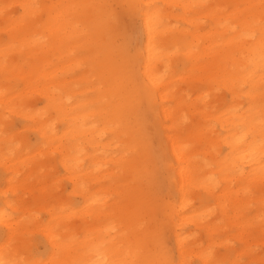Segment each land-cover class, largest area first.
<instances>
[{
  "label": "bare ground",
  "instance_id": "bare-ground-1",
  "mask_svg": "<svg viewBox=\"0 0 264 264\" xmlns=\"http://www.w3.org/2000/svg\"><path fill=\"white\" fill-rule=\"evenodd\" d=\"M259 2L213 0L216 6L211 3L212 7L205 8L204 0H0V171L11 193H30L37 205L43 194L34 197L27 180L13 185L14 153L32 149L37 157H44L42 162L61 169L69 190L59 193L58 185L49 194L59 208L46 211L47 221L61 225V235L80 250L76 258L103 264L104 259H111L114 247L142 230L158 231L160 242L163 235L170 237L178 264H205L212 258L206 255L209 249L216 259L235 258L227 241L247 240L251 225L260 222L259 216L249 217L248 207L254 201L262 214L264 179L258 161L248 160L253 140L241 130L248 127L242 117L250 103L259 100V92L253 89L250 96L226 85L242 81L244 69L251 60L258 62L259 56L250 51L251 30L240 19L242 10L226 13L223 6ZM51 3L163 7L154 10L160 16L153 24L151 44L147 17H135L134 59L120 72L118 83L111 73L100 70L95 52L70 39L85 26L94 31L114 30L115 20L108 15L85 19L68 12L69 19L53 20L43 27L34 18L45 9L26 12L21 7ZM4 5L9 6L7 17L2 14ZM213 8L214 14L208 11ZM203 11L213 17H203ZM118 15L126 16L122 11ZM202 19L212 25L201 34ZM53 31L68 37L62 46H51ZM6 43L16 61L34 65L35 75L10 70L5 81ZM256 80L258 88L259 77ZM53 96L55 104L50 101ZM21 101L23 112L11 110ZM6 105L10 110H5ZM141 109L150 118L148 132H144L147 122ZM183 111L188 114L181 115ZM258 113L257 106L253 115L258 117ZM130 122H138L142 129L141 151L150 158L147 174L134 176L114 166L130 143L123 136ZM254 128H259L258 119ZM31 135L33 145L28 140ZM152 138L156 139L154 149ZM6 154L11 155L7 165ZM158 169L166 172L171 200H159L157 215L149 206L138 205L132 194L139 185L147 188L151 182L153 187ZM112 179L125 181L119 186L126 196L123 210L109 203L118 187ZM13 202L1 198L0 214L14 211ZM24 217L37 222L28 209ZM0 229V259H5L12 235L2 224ZM164 251L161 242V256Z\"/></svg>",
  "mask_w": 264,
  "mask_h": 264
},
{
  "label": "snow or ice",
  "instance_id": "snow-or-ice-1",
  "mask_svg": "<svg viewBox=\"0 0 264 264\" xmlns=\"http://www.w3.org/2000/svg\"><path fill=\"white\" fill-rule=\"evenodd\" d=\"M3 15L7 17L8 5H4ZM27 12L28 9H45L40 15L34 18L35 23L43 27H48L53 20L69 19L66 13L71 12L85 19H91L98 16L108 15L113 20L117 19V12L122 11L127 18L134 19L137 15L147 17L149 28V42H152L153 24L158 20L160 13L154 10L162 9L161 5H142L134 3H123L114 5L110 3H80V4H64L51 3L46 5H22ZM180 7V6H177ZM203 7H212L204 5ZM219 7V6H217ZM226 13H230L233 9H241L240 19L251 30L252 47L250 49L253 55L258 54V62L251 60L249 65L244 69L243 80H234L231 84L226 85L233 89H239L241 92L254 95V91L259 92V100H253L247 113L242 117L243 123L248 126L241 130L245 132L249 139L253 140L252 146L248 153V160L251 162L258 161L260 165V176L264 179V0H260L258 4L250 3L245 5H226L223 6ZM65 34L59 31H53L51 36V46L53 48L62 46L67 39ZM76 44H83L89 52L96 53V61L99 62L100 70L105 73H111L116 77L119 83V74L126 64H130L134 59V52L131 47V37L127 31L113 30L108 28L102 31H94L87 26L80 29L71 38ZM258 41V46H257ZM13 48L15 46H12ZM34 65L24 64L16 61L12 55V50L6 43L3 53L2 71L5 81L8 80L10 70L20 71L22 74H28L29 77L35 75L32 71ZM256 77H259V86ZM153 82V86H154ZM56 89L53 88V92ZM149 91L145 87V92ZM7 93L5 99H7ZM50 101L55 104V97H51ZM258 106V117L253 115L254 109ZM23 101L18 107L11 109L13 111H24ZM5 110H10V106L6 105ZM258 119L259 128L255 129L254 125ZM34 127V125H29ZM249 128L252 130L249 131ZM7 125L5 126V136L9 135ZM125 140L130 143L125 145L123 158L115 161L117 171L126 170L132 175L147 174L149 171L150 158L146 157L141 151L142 129L139 123H129L123 129ZM259 137L256 141L255 137ZM247 142V140H245ZM118 156L120 154H117ZM15 159V156L12 157ZM8 159L5 158L7 165ZM111 182L116 184L114 194L109 197V203H113L117 208L123 210L126 203V196L119 186L123 185V179H112ZM132 198L141 207L147 205L151 208L153 214H159L158 193L152 187L151 182L147 188L143 185L136 187ZM8 200V197H5ZM24 206L17 204L15 213L9 212L7 209L0 214V224L3 225L10 235H12L11 243L6 247V258L0 259V264H101L100 260H89L76 258L80 255V250L71 246L70 240L61 235L62 227L60 224L49 223L46 219L38 218L36 223H32L28 217H24L21 223L16 222L21 219L22 208ZM261 233L259 236V246L254 244V232L249 234L247 240L241 239L228 240L230 250H234V259L219 260L213 257L212 249H209L207 256L212 257L205 261V264H264V210L260 216ZM45 237V243L50 245L46 254H39L35 250V244L39 237ZM91 249L88 250L90 252ZM88 252L84 254L87 255ZM73 257L71 259L66 257ZM11 257V258H9ZM103 264H178L174 259L168 256L167 251L161 256V242L158 231H143L135 237H130L129 241L120 243L112 250L111 259H104ZM199 264V262H194Z\"/></svg>",
  "mask_w": 264,
  "mask_h": 264
},
{
  "label": "rangeland",
  "instance_id": "rangeland-1",
  "mask_svg": "<svg viewBox=\"0 0 264 264\" xmlns=\"http://www.w3.org/2000/svg\"><path fill=\"white\" fill-rule=\"evenodd\" d=\"M9 1L10 0H4V2L6 3H8ZM211 3L213 4V0H204L205 5L216 6V3H214L213 5H211ZM208 11L213 14L215 13L214 8ZM202 15L203 17L208 16V18L213 17V16H209L210 14H206L205 11L202 12ZM202 22H204V26L201 31V34L206 29L208 30V28L212 25L209 20L206 21L205 19H202ZM113 26H114V30L127 31L129 36L131 37V47L134 52L137 46L138 21L135 18L130 19L127 18L126 16L118 15ZM141 112L144 115L145 122H147L144 125V132H148V125L150 123V118L146 115V113H144L143 109H141ZM180 114L187 115L188 112L183 111V113ZM34 139L35 138L32 135L28 137V140H30L31 145L35 143ZM150 144L154 149V147L156 146V139L155 138L150 139ZM33 154L35 155L34 157ZM36 154L37 152L32 149L19 150L17 153L15 152L13 155L15 156L14 159L15 161L13 162L12 169L15 170L16 172L13 180V185L25 179L27 180L30 188H33L34 197L39 196V194L44 195L41 196L40 200H36L38 204L35 205L34 201L31 202L30 193H25V194H23L22 192L11 193L10 188L7 186V183L4 182L3 180V175L1 171H0V199L3 197L14 199V202L12 204L13 209H11L14 211H12L11 213H15L17 211L16 208L17 204L22 206L25 204V206L22 208V213L24 209H28L31 215L37 216V220L38 218L47 220L46 211L47 210L57 211L59 208L58 207L59 204L55 202L53 199H50L49 194L52 195V193L55 191V188L58 185H61L59 188V193L61 192L65 193L69 190V184L64 180L62 176H60L62 171L58 166L50 167V165L46 164L45 161L42 162V159H44L43 156L37 157ZM10 156L11 155L6 154V157L8 159L10 158ZM166 176H167L166 172L159 169L156 170V173L153 175V188L158 193V200L161 201L171 200V197L167 192V187H166L167 184L165 179ZM248 208L250 209L248 210V214L250 218H254L256 216L260 217L261 213L258 211V205H256L254 201L250 203ZM22 216L21 219L18 220L17 222L21 223V221L23 220ZM258 226H260V222L258 223V225L256 224H253V226L251 225L252 228L250 229L251 230L250 233L254 232L255 234L254 244L256 246H259L260 243L259 236L261 233V228H259ZM44 241H45L44 237L40 236L38 242L34 246L35 250L39 254H46L48 250V245ZM161 242L163 248L173 257L174 260H176V253L173 245V240L167 235H163Z\"/></svg>",
  "mask_w": 264,
  "mask_h": 264
}]
</instances>
